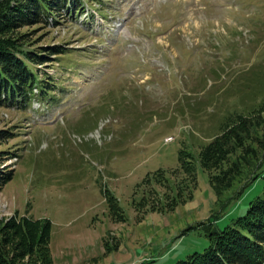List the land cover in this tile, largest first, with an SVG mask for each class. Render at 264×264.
I'll return each mask as SVG.
<instances>
[{
	"label": "rangeland",
	"instance_id": "rangeland-1",
	"mask_svg": "<svg viewBox=\"0 0 264 264\" xmlns=\"http://www.w3.org/2000/svg\"><path fill=\"white\" fill-rule=\"evenodd\" d=\"M19 35L26 49L68 51L36 67L49 94L0 106L12 264H177L209 245L201 223L233 226L263 194L264 146L221 198L203 151L264 102V0H82ZM253 134L264 140V123ZM23 217L35 240L8 227Z\"/></svg>",
	"mask_w": 264,
	"mask_h": 264
},
{
	"label": "trees",
	"instance_id": "trees-1",
	"mask_svg": "<svg viewBox=\"0 0 264 264\" xmlns=\"http://www.w3.org/2000/svg\"><path fill=\"white\" fill-rule=\"evenodd\" d=\"M69 1L72 8L68 7ZM81 7L82 0H0V106L17 104L23 108L31 103L34 96L43 97L49 94L53 90L54 82L51 77L49 80L40 78L36 67L68 51V47L62 45L41 50L26 49L27 44L20 42L25 39V35L13 37L14 32L25 26L46 24L51 18L58 20L67 8L69 14L76 15ZM36 89H39V93ZM262 110L264 102L258 110L239 116L237 121L227 124L203 151L205 166L211 169L218 166L221 168L213 173L214 190L219 198L225 189H230L233 181L243 174V167L248 165L251 159L260 160L258 146L254 147V143L263 147L264 140L254 135L253 130L264 123ZM11 134L13 133L8 131L0 132V142L11 137ZM235 155L236 159L232 160ZM190 162L186 161L183 166L187 167ZM225 163L229 167L223 169L222 164ZM259 176L260 172H256L230 198H238ZM12 177V171L0 169V189ZM217 185L225 188L222 190ZM229 202L224 201L226 204ZM36 223L37 221L23 217L20 221L13 219L8 223V227L18 230L23 237L31 235L35 240ZM46 224V227L50 228V221ZM201 224L208 232L209 245L203 252L189 255L177 264H264V187L263 194L250 202L246 214L239 216L233 226L221 231L216 230L212 227L215 224L213 216ZM0 264H12L1 247Z\"/></svg>",
	"mask_w": 264,
	"mask_h": 264
}]
</instances>
